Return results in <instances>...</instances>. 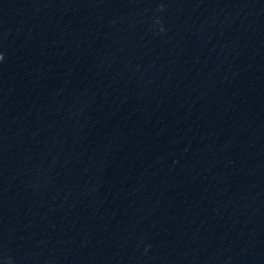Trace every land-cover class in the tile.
<instances>
[{"label":"clouds","instance_id":"clouds-1","mask_svg":"<svg viewBox=\"0 0 264 264\" xmlns=\"http://www.w3.org/2000/svg\"><path fill=\"white\" fill-rule=\"evenodd\" d=\"M3 57H0V59H2Z\"/></svg>","mask_w":264,"mask_h":264}]
</instances>
